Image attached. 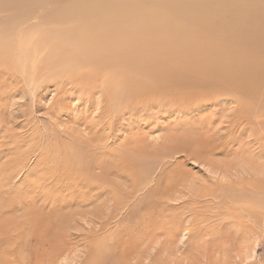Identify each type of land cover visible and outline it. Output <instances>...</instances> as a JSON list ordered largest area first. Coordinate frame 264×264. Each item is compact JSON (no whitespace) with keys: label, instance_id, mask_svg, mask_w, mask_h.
<instances>
[{"label":"rangeland","instance_id":"rangeland-1","mask_svg":"<svg viewBox=\"0 0 264 264\" xmlns=\"http://www.w3.org/2000/svg\"><path fill=\"white\" fill-rule=\"evenodd\" d=\"M128 2L130 10L98 4L106 20L122 10L137 12L133 20L141 29L145 19L136 5L168 17L150 16L155 32L142 39V48L128 55L125 44L115 68L99 69V77L110 71L131 82L123 95L112 98L107 80L111 96L98 90L100 79L82 63L96 57L70 55L60 76L38 80L23 97L26 75L15 47L0 59V264H264V73L253 102L236 85L227 88L207 75L201 78L211 85L199 89L207 96L196 101L162 81L176 62L152 66L158 79L140 67L158 35L184 42L183 31L195 28L199 13L241 7L252 17L264 13V0ZM29 8L15 0L2 22ZM43 8L39 1L36 9ZM83 8L69 9L68 26ZM208 21L195 30L210 33L211 53L225 60L231 53L222 56L223 47L241 38L225 18ZM117 30L125 40L137 37L126 24ZM250 30V36L256 32ZM249 42L243 52L254 53ZM201 52L189 58L207 60ZM120 65L122 75L114 72Z\"/></svg>","mask_w":264,"mask_h":264},{"label":"bare ground","instance_id":"bare-ground-1","mask_svg":"<svg viewBox=\"0 0 264 264\" xmlns=\"http://www.w3.org/2000/svg\"><path fill=\"white\" fill-rule=\"evenodd\" d=\"M22 1L29 5L30 8L22 9L21 16L15 14L11 23H3L1 19L2 12L10 10L14 5L15 0H0V59L7 56L8 49L11 46L15 47L17 59L21 64L23 73L26 75L21 87L23 97L26 92L30 95L34 93L36 88L35 85L39 82L38 80L42 79L45 83V79H54L58 74L60 76L61 73L67 69L66 66H64L65 60L66 57H69L70 55H74V57H87V55L96 57H89L88 59L82 60V63L83 66L87 68L88 74L91 76L94 74L96 75V78L100 79L101 83L98 85V90L102 93L104 91L106 95L109 94L111 96L112 93L110 91L104 90V82L107 80L116 92L115 95L112 94V98H116L117 95H123L125 90L124 87H127L131 82H126L124 77H113L110 71L107 73L105 72L103 75L101 74L99 77L97 76L99 69H103V67H105L104 69H107L108 67L111 69L113 66L115 68V66L118 65L117 62H115V55H117V53H125L123 49L125 44L128 55H132L138 49L142 48V39L148 36H153V33L155 32L154 26L149 21L150 16L154 18L162 17L163 20L168 17L167 14L165 15L163 12H148V9L146 11L145 8L141 6L142 4L136 5L140 12V16L145 19L146 26L141 29L140 25L133 20V15L137 12L122 10L120 13L116 12L117 15L112 19L106 20L102 15L103 11L98 4V2H102L109 5L111 8L115 4L130 10L132 7L128 0H56L55 2L53 0ZM39 1H43L45 8L39 10L36 9ZM92 2H94L95 5H93ZM88 4H91L92 7L87 6ZM82 7H84V10L82 9L80 13L76 15V21L74 22L73 27L68 26L65 15L69 13V9L77 10ZM241 10V7H234L227 9L228 12L224 10L226 14H222L211 8L205 11L203 16H200L202 12L199 13L197 15V21L194 24L200 27L199 25H202V21L205 22V20L208 19L209 23L207 24L210 25L211 23H214L215 20L220 21L222 18L233 23V26L230 27L235 28L238 36L242 40L236 38L233 47H223L222 56H228V54L231 53L227 59L218 60L219 58L211 53L213 50L208 44V40L210 39L209 35L211 34L204 35L206 33L205 30H203L202 27L200 28L202 30L198 28L195 30V26L191 31L183 28L185 29L182 33V40H184V42H181V39L179 40L177 36L175 38H169L166 35H158L156 41L150 45L149 49L141 54L143 57L142 63L146 64L140 65V67L144 70V73L149 74L154 79H158L161 77L152 72L151 67H155L164 59H170L173 62H176L178 67L176 69H167L165 80L161 78L164 84L166 82L165 85L168 91L172 88H176V93L180 92L182 94L183 92V95L184 92L189 94L192 93L196 96L195 100L197 101L198 99H201V96H207V93L205 95L200 93L202 90H199L200 87H209L211 85L206 79L201 78L204 76L206 77L207 75V78L210 76L216 81L226 83L224 86L227 88L229 85H236L235 87L239 90L238 92L244 96L245 94L246 96L249 94L251 97H249L250 99L248 100L249 102H253L254 99L251 100V98L254 97L255 93L260 95L258 87L263 85L262 74L264 73V56H260L259 53L261 52L264 54V13L256 14L251 17L249 11L245 10L243 12ZM242 12L246 15L244 21L239 20L240 18L242 19ZM88 22L95 25L88 27ZM125 24L127 31H132L136 34L137 37L135 39L125 40L122 33L117 30L118 25L120 29H124ZM166 25V22H164L162 29H166ZM250 27L256 28V32L253 34L254 36H250V33L253 32L250 30ZM101 31L105 33V37L99 39V34L102 33ZM213 35L214 34H212V36ZM220 38H222V41L229 39L228 35L222 33ZM248 38L250 41L248 43V47H250L249 50H253L254 53L243 52ZM202 50L204 55L205 52L208 53L207 55L209 56L205 55L207 60H203L202 58H199L198 60L189 58L192 55L191 51L198 52ZM101 51L103 54H100ZM248 65L250 66L248 67ZM60 66H64L62 70H59ZM121 69L122 65H120L118 70H115L114 72L122 75ZM22 70L19 69L20 74ZM111 71L113 72V70ZM255 73H257V75H255ZM128 77L131 78V75ZM221 88H223V86H221ZM232 89L234 90V88ZM128 93L132 95L131 92L128 91ZM138 93L141 94V92H136L137 95ZM191 95L190 97L194 98V96ZM257 95L255 94V97ZM201 100H204V98ZM2 101L3 100L0 101V106L3 103ZM236 101L238 100H235L234 102ZM191 102L187 103L189 104ZM182 105H184V103ZM245 105L246 104H242L240 109ZM233 119L234 118H232V120Z\"/></svg>","mask_w":264,"mask_h":264}]
</instances>
